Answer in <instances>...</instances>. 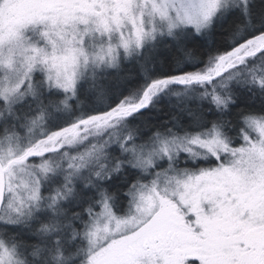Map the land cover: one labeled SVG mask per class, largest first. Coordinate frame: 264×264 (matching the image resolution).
<instances>
[{"label": "snow or ice", "instance_id": "1", "mask_svg": "<svg viewBox=\"0 0 264 264\" xmlns=\"http://www.w3.org/2000/svg\"><path fill=\"white\" fill-rule=\"evenodd\" d=\"M0 264H264V0H0Z\"/></svg>", "mask_w": 264, "mask_h": 264}]
</instances>
